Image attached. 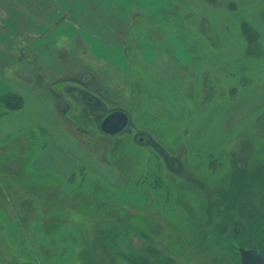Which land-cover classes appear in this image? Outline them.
<instances>
[{
	"label": "rangeland",
	"instance_id": "rangeland-1",
	"mask_svg": "<svg viewBox=\"0 0 264 264\" xmlns=\"http://www.w3.org/2000/svg\"><path fill=\"white\" fill-rule=\"evenodd\" d=\"M30 1L35 13L40 0ZM132 1L97 12L98 22L88 0L64 2L80 26L65 18L47 32L111 38L80 47L79 60L34 52L40 20L15 29L18 71L0 93L17 88L36 117L34 90L62 82L58 102L85 146L63 169L71 178L54 156L39 170L30 155L44 140L25 150L23 136L44 128L25 123L24 108L7 112L9 124L2 114L0 264H241L239 247L264 251V0H152L142 14ZM22 36L34 42L30 68ZM125 38L127 69L104 63L103 53L123 54ZM116 110L129 124L108 136L101 123Z\"/></svg>",
	"mask_w": 264,
	"mask_h": 264
},
{
	"label": "crops",
	"instance_id": "crops-1",
	"mask_svg": "<svg viewBox=\"0 0 264 264\" xmlns=\"http://www.w3.org/2000/svg\"><path fill=\"white\" fill-rule=\"evenodd\" d=\"M83 2L84 0H49V2H47V0H40L37 3V10L35 11V13H32L31 11V7H30V0H0V29L1 31H3L5 34L1 35V39H0V44L1 43H5L7 45H13L12 49H8L7 47H1L0 45V83H6L7 80H9L10 78H14L15 77V72L14 71H18V67H15L16 62L20 61V59L16 60V56L14 55V51L16 50V47H14V44L16 43V39H15V29L16 28H30V24H31V20L33 19L34 23L37 20L38 21V25H39V29L40 28H44L45 30L43 32H41L42 34H39V36L37 37V45H38V53L37 51H34L36 54H41V53H51L54 54V56L56 57V59L60 60V59H71L72 61L79 60V48L81 47H87L88 49H90L89 47L91 45L96 44L97 42H95V40L99 41L100 43H104V41L107 42V44L111 45V38L107 37L106 40L103 37H96V36H81L79 33V30L77 29H73L70 27V31L68 32H64L61 31L63 28L61 29H57L54 30L53 32L49 31L47 32L46 29L52 28L53 24H56L55 27H57L58 24L63 23V20L66 19H70L69 24L73 27H78L80 26L78 24V19L76 18L77 15H71L69 14L68 16L66 15L65 17L63 16V11L67 12V11H73L72 8L71 10H69L68 8L64 7V2L66 4H70L71 7H74V4L78 3V2ZM112 0H108V1H104V0H88L87 3V8H84L83 10L87 12V14H89V16H92V20H96L98 22L101 21V14H97V12H102L105 13L107 10L108 6H115L118 5V3L120 5H122L123 7L126 8V6L128 5V1L130 0H118V1H112V2H117V3H111ZM132 6L136 5L134 7V10L132 12L138 11V12H142L144 10H146V13H149L150 10H152L154 4L152 0H134L131 2ZM136 8V9H135ZM118 10V16L123 14L124 18L126 19V15L125 11L122 10L121 8H117ZM52 12V11H58L60 12V14H58L59 16L56 18V20L51 23L50 25H48L47 19H48V12ZM77 11V10H76ZM4 12V14L2 13ZM37 12V13H36ZM68 14V13H67ZM71 15V16H70ZM75 16V17H74ZM60 17V18H59ZM89 19H87L88 22V26L86 27V30L89 31L90 28H93L96 30V23L94 21H88ZM60 21V22H58ZM115 23V22H114ZM117 23V22H116ZM115 23V24H116ZM113 24H111L112 26ZM118 25V24H116ZM53 27V28H55ZM82 27H85L82 26ZM89 27V28H88ZM24 39L22 40L24 43H26V46L23 47V51L27 54L28 59H24V61L27 64L31 65L30 63V55L34 54L32 52V48H31V44L34 42H30V36H22ZM119 38V37H118ZM26 39V40H25ZM19 40V39H17ZM25 40V41H24ZM118 41V40H117ZM116 39H115V44L117 45ZM20 43V42H19ZM123 54H120L119 51H116L117 49L115 48L113 52H108L107 54L103 53L102 56L103 57V61L106 64H116L118 65L117 67L121 69H127L126 65L128 64V60H127V49H125V45H126V38L123 39ZM30 44V45H29ZM118 46L120 47V45L118 44ZM112 49V47H111ZM65 55V56H64ZM85 56H87L88 54H83ZM59 56V58H58ZM66 57V58H65ZM84 57V56H83ZM88 57V56H87ZM119 58V59H118ZM54 60V65L57 67H59V65H62V63H57V60ZM94 59V58H93ZM63 61V60H62ZM67 61V60H66ZM117 61V62H116ZM112 62V63H111ZM22 64V63H21ZM130 64V63H129ZM25 66V65H24ZM20 68V67H19ZM23 68V67H22ZM20 68V69H22ZM26 68V67H24ZM22 69L25 72V69ZM30 68V66L28 67ZM60 68V67H59ZM17 69V70H16ZM19 69V70H20ZM41 71V70H40ZM42 73L40 72L39 75H41ZM61 84L62 82H58L55 83V85H50V87H45L44 89H39L36 88L37 91V97H39V101L42 102V104L40 105V110L41 112L38 113V115L34 118L31 114H29L30 109L32 107H27L29 105V103H25V106L23 107L25 109L26 112H24V115L27 116L26 119H24L25 123L28 124H35L36 126H40L42 128H44L43 131L40 130H34L32 131V137H31V133H26L28 134V136L24 135L23 139L26 140V148H24L25 150L28 148V144L31 143H35L37 142V139L39 138V140H44V144L41 147L42 149L39 150V152H37L36 154L30 155V160L31 163L35 166L38 164L39 170H45V169H50L52 167H54V165L52 164L54 160L50 161V158L52 156H54L55 160H58L61 164L62 167V175L65 176V178H71V176L73 175V171H71L72 167L76 166L73 160V156L75 155V150H77V146H85V143H80V140L82 142H84L85 138L83 135H81L82 133H80V131H78L76 128H74L73 126V122L70 119V117L67 115V113H69V111L63 109L62 105L64 103L62 102H58V101H62L61 97H59V95L57 94L58 91H62L61 90ZM8 86V85H6ZM24 86V85H22ZM8 89L7 92L13 91V92H21L19 91L17 88L15 87H11ZM7 88V87H6ZM1 89V88H0ZM100 90V88H99ZM23 91H25V87L23 88ZM71 91V90H70ZM4 92V93H7ZM43 92V94L41 93ZM23 93V92H22ZM2 94V93H0ZM26 99L27 96H26ZM34 100V99H33ZM35 101V100H34ZM36 102V101H35ZM46 109H45V106ZM59 106V107H58ZM66 113V114H65ZM7 116V122L5 124H9L11 123V119L12 117L10 116V113H6L4 114ZM1 115L0 117L4 116ZM15 117V116H14ZM3 123V120L1 121ZM2 126V125H1ZM6 130H8V128H4ZM22 138V137H21ZM20 139V138H19ZM18 139V140H19ZM53 147V148H52ZM55 149L56 151L61 152L60 154L54 155V154H44V151L46 150H51V149ZM19 149V148H18ZM16 149V150H18ZM91 149V148H90ZM24 150V152H25ZM16 154V153H15ZM14 154V155H15ZM57 156V157H56ZM60 158V159H57ZM62 159V161H61ZM50 163V164H49ZM67 167H70L71 169H69L68 171H64L67 169ZM64 169V170H63ZM38 170V171H39ZM43 171H40L38 173H41ZM48 173H52L51 171H49Z\"/></svg>",
	"mask_w": 264,
	"mask_h": 264
},
{
	"label": "water",
	"instance_id": "water-1",
	"mask_svg": "<svg viewBox=\"0 0 264 264\" xmlns=\"http://www.w3.org/2000/svg\"><path fill=\"white\" fill-rule=\"evenodd\" d=\"M129 115L121 110H116L108 114L101 123V129L107 134L120 133L129 124ZM142 140V139H141ZM145 240L134 236L133 243L135 245H142ZM241 261L243 264H264V256L262 253L253 248L241 247Z\"/></svg>",
	"mask_w": 264,
	"mask_h": 264
},
{
	"label": "trees",
	"instance_id": "trees-1",
	"mask_svg": "<svg viewBox=\"0 0 264 264\" xmlns=\"http://www.w3.org/2000/svg\"><path fill=\"white\" fill-rule=\"evenodd\" d=\"M24 105L25 100L20 93L10 91L0 94V115L22 110Z\"/></svg>",
	"mask_w": 264,
	"mask_h": 264
},
{
	"label": "flooded vegetation",
	"instance_id": "flooded-vegetation-1",
	"mask_svg": "<svg viewBox=\"0 0 264 264\" xmlns=\"http://www.w3.org/2000/svg\"><path fill=\"white\" fill-rule=\"evenodd\" d=\"M109 114H110V113H109ZM120 133H121V132H120ZM106 134H107V133H106ZM118 134H119V133L114 134V135H112V134H107V135H108V136H115V135H118ZM241 247L257 249V250H259V251L262 253V255L264 256V251H263L262 249H260V248H257V247H248V246H241ZM241 247H239L238 250H239ZM239 253H240V250H239ZM240 261H241V253H240ZM241 264H243L242 261H241Z\"/></svg>",
	"mask_w": 264,
	"mask_h": 264
},
{
	"label": "bare ground",
	"instance_id": "bare-ground-1",
	"mask_svg": "<svg viewBox=\"0 0 264 264\" xmlns=\"http://www.w3.org/2000/svg\"><path fill=\"white\" fill-rule=\"evenodd\" d=\"M19 151H20V148L17 150L16 154H15V158L17 159L19 155Z\"/></svg>",
	"mask_w": 264,
	"mask_h": 264
}]
</instances>
